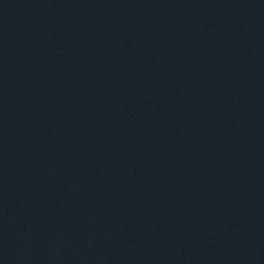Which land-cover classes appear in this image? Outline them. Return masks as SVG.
<instances>
[{"label": "water", "instance_id": "1", "mask_svg": "<svg viewBox=\"0 0 264 264\" xmlns=\"http://www.w3.org/2000/svg\"><path fill=\"white\" fill-rule=\"evenodd\" d=\"M0 264H264V0H0Z\"/></svg>", "mask_w": 264, "mask_h": 264}]
</instances>
